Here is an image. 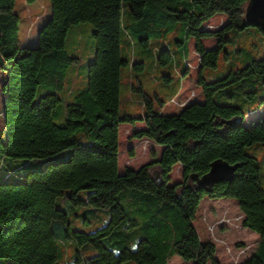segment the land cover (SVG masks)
<instances>
[{
	"label": "trees",
	"instance_id": "obj_1",
	"mask_svg": "<svg viewBox=\"0 0 264 264\" xmlns=\"http://www.w3.org/2000/svg\"><path fill=\"white\" fill-rule=\"evenodd\" d=\"M34 1L25 0L27 4ZM248 1L49 0L51 17L39 30L38 45L29 47L19 40L15 0H0V70L8 71L0 87L5 132L4 138L0 137V155L53 162L29 172L19 183L8 182L19 167L0 177V264H58L52 222L65 220L64 211L55 206L65 192L74 205L105 210L110 216L107 225L92 233L70 231L67 235L97 252L85 264H168L174 256L195 264H221L215 257V245L201 241L193 224L204 198L237 203L242 226L259 236L255 252L241 264H264L260 166L245 151L256 143L264 144V117L250 126L244 124L246 115L255 110L245 112L235 96L251 101L257 97L255 91L232 92L224 98L230 86L241 90L247 84H264V53L253 59L242 49L248 56L244 67L212 81L202 75L204 68L216 67L220 51L229 42L225 39L229 30L257 28L264 46V33L245 19ZM124 2L129 5V25L123 20ZM216 14H223L226 21L218 29L206 28ZM82 23L94 28L95 57L88 67L85 87L71 92L64 123L57 125L51 113L61 102L58 94L47 93L37 102L34 99L40 85L54 91L64 87L67 69L78 63L66 53V35L71 26ZM177 29L181 35L174 40L179 47L194 39V51L200 56L197 85L203 101H192L178 113L166 115L161 113L164 100L158 94L147 95L141 86L131 84V91L142 96L143 111L140 116L121 115V70L127 66L130 71L143 69V63L123 58L122 35L148 47L150 40L163 39ZM201 38H215L217 45L206 49ZM124 42L128 45L127 39ZM167 50L156 57V64L178 65L172 50ZM181 64L184 77L186 68ZM163 78L171 83L167 75ZM216 95L219 102L230 103L214 101ZM258 105L264 107V97ZM136 123H143L144 129L133 131L132 139H146L163 149L158 161L120 174L119 125ZM215 160L236 167L233 179L214 184L210 191L195 188L191 177L206 174ZM176 164L182 168L181 181L169 185V174ZM153 165L159 168L155 176L150 173ZM83 190L89 192L85 200L78 198ZM134 231L140 238L131 250Z\"/></svg>",
	"mask_w": 264,
	"mask_h": 264
},
{
	"label": "rangeland",
	"instance_id": "obj_2",
	"mask_svg": "<svg viewBox=\"0 0 264 264\" xmlns=\"http://www.w3.org/2000/svg\"><path fill=\"white\" fill-rule=\"evenodd\" d=\"M128 10V3H122L125 25H129L131 22ZM13 12L19 17L18 36L21 45L37 46L39 30L51 17L49 0H35L32 5L27 4L25 0H15ZM38 15L41 17H36ZM224 21H226V17L223 14H216L207 22L206 28L218 29ZM93 33L94 28L88 23L71 26L66 35L65 50L68 56L77 58L78 63L71 65L67 69L64 87L61 90L54 91L42 85L37 88L35 102L47 93H57L59 98H61V102L56 105L51 113L52 119L57 125H63L64 123L65 105L72 101L71 92L85 87L88 67L93 62L96 52ZM179 35H181V32L177 29L167 34L163 39L150 40L148 47H142L132 37L130 39V35H122L121 54L123 58L128 62L132 60V62L143 63V69L140 72L130 71L127 66L121 70L119 109L121 115L140 116L143 111L142 96L140 93L131 91V84H134L136 88L141 86L143 92L147 95L158 94L164 100L161 113L166 115L176 113L175 111L180 110L192 101L199 103L203 101L201 89L197 85L200 56L194 51V39H188L185 43L186 47H179L174 40ZM125 39H127L128 45H125ZM225 39L229 40V42L220 51L216 67L202 70V75L207 81L222 78L228 72L244 67L248 56L242 54V49L248 51L249 57L253 59H259L264 53L262 34L257 28H248L241 32L229 30L225 34ZM129 40H131L132 44L129 43ZM201 42L206 49H211L217 45L215 38H201ZM168 48L176 56L178 65L173 67V62L165 66L156 64V57ZM181 62L186 68L184 77L181 76V73L184 72ZM165 75L171 78L170 84L164 81L163 76ZM7 76V70H0V87L7 79ZM252 79L256 80L255 78ZM257 81L260 80L258 79ZM251 91L257 93V97L255 96L256 98L254 97V100L251 101L247 100L244 102L243 99L245 97L243 95L235 96L239 99V103L244 107L245 112L255 110L253 113L246 115L244 121L246 126H250L252 122H258L260 118L264 117V107L258 105L259 99L264 97V84L258 83L254 86L247 84L241 90L237 85H233L226 88L224 96L226 99L232 92L242 94ZM173 92L174 94L172 95ZM3 97L4 94L0 89V113ZM218 97L219 95L214 96V101L224 104L230 103L229 100L219 102ZM154 105L158 107L157 102H154ZM4 136L3 120L0 116V137L4 138ZM130 141L131 137L127 136V133L121 132L119 138L121 166L126 160H130L129 162L134 167H139L155 160L157 150L149 145L148 142L140 140L131 145ZM245 151L259 162L260 183L264 190V144L256 143L247 147ZM45 160L32 159L28 161L0 155V177L15 167H19L8 182H22L24 176L29 172L44 169L48 164L53 163ZM158 170L157 166L153 167L151 170L152 175L155 176ZM169 177V185L175 184L180 180L181 169L175 166ZM88 193L86 190L80 191L78 198L85 200ZM66 194L67 192H65L64 196L57 198L55 202L56 208L64 211L65 220H54L52 222V229L59 250L58 264H85L86 260L96 255L97 252L89 244H79L76 240L67 238V235L70 231L92 233L107 225L110 216L105 210H94L82 204L74 205L65 197ZM209 200L211 199L204 198L202 200L193 221L199 238L201 241H210L215 245V257L221 264H234L233 262L235 261H237L235 264H241L255 250L258 244V237L255 232H250L242 226L243 215L235 202L222 200L211 202ZM121 227L118 229H121ZM131 236L129 248L134 250L140 235L138 231H134ZM107 241L108 238L104 239L105 245H107ZM241 249H244L243 254L237 256ZM122 264L136 263L134 261H126ZM168 264H195V262L183 261L178 256H174L168 261Z\"/></svg>",
	"mask_w": 264,
	"mask_h": 264
},
{
	"label": "water",
	"instance_id": "obj_3",
	"mask_svg": "<svg viewBox=\"0 0 264 264\" xmlns=\"http://www.w3.org/2000/svg\"><path fill=\"white\" fill-rule=\"evenodd\" d=\"M245 19L261 29L264 33V0H249L245 8ZM236 167L222 160H215L209 166V171L198 177L193 175L191 180L195 188L210 191L214 184L231 181Z\"/></svg>",
	"mask_w": 264,
	"mask_h": 264
},
{
	"label": "crops",
	"instance_id": "obj_4",
	"mask_svg": "<svg viewBox=\"0 0 264 264\" xmlns=\"http://www.w3.org/2000/svg\"><path fill=\"white\" fill-rule=\"evenodd\" d=\"M33 3H31L30 5H32ZM40 15H38V16H36V17H39ZM35 17V18H36ZM41 17V16H40ZM39 17V18H40ZM175 92V91H174ZM174 92L172 93V95L174 94ZM181 110V109H180ZM180 110H178V111H175L176 113H178ZM141 129H144V124L143 123H136L134 126H131V125H128V124H121V125H119V130H118V150H119V154H118V172L120 173V174H122V173H124V171L126 170V169H130V170H134V171H136V170H138L141 166H139V167H134L133 166V164H131L129 161L130 160H126V162H124V164H123V166H121L120 165V149H119V138H120V135H121V132H125V133H127V136L129 135L130 137H131V135H132V133H133V131H137V130H141ZM141 140H145L146 142H148V144L149 145H151L153 148H155L156 150H157V153H156V158H155V160H152V161H150V162H156V161H158L159 160V158H160V155H161V151H162V149H163V147L162 146H159V145H156L155 143H153L152 141H149V140H146V139H141ZM140 140L139 139H132L131 138V141H130V144L131 145H133L134 143H136V142H139ZM132 147V146H131ZM150 162H147V163H150ZM144 165V164H143ZM155 166H157L158 167V165H154L153 167H155ZM176 167H179L181 170H182V168H181V166L179 165V164H176L175 165ZM174 166V167H175ZM152 167V168H153ZM173 167V168H174ZM152 168L150 169V173L152 174V172H151V170H152ZM172 168V169H173ZM159 169V168H158ZM181 181V177H180V180L179 181H177V182H180ZM176 182V183H177ZM219 200H222V201H231V202H235V201H233V200H228V199H216V200H209V201H211V202H216V201H219ZM221 201V202H222ZM202 202V201H201ZM200 202V203H201ZM208 203H210V202H208ZM236 203V202H235ZM237 204V203H236ZM248 230V229H247ZM250 231V230H249ZM250 232H252V231H250ZM256 236L258 237V239H259V236L256 234ZM256 248H257V246H256ZM256 248H255V250H256ZM255 250L252 252V254L255 252ZM251 254V255H252Z\"/></svg>",
	"mask_w": 264,
	"mask_h": 264
},
{
	"label": "built area",
	"instance_id": "obj_5",
	"mask_svg": "<svg viewBox=\"0 0 264 264\" xmlns=\"http://www.w3.org/2000/svg\"><path fill=\"white\" fill-rule=\"evenodd\" d=\"M0 116H1V118H2V113H0ZM243 252H244V249L239 250V252L237 253V256H240L241 254H243ZM236 262H237V261H235V262H233V263L235 264Z\"/></svg>",
	"mask_w": 264,
	"mask_h": 264
}]
</instances>
